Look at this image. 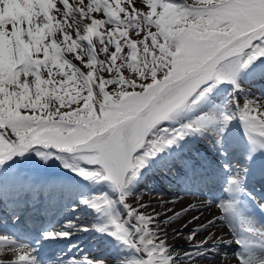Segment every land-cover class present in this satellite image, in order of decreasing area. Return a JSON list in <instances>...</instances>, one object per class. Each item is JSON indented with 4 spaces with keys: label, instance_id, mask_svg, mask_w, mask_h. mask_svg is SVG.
<instances>
[{
    "label": "snow or ice",
    "instance_id": "1",
    "mask_svg": "<svg viewBox=\"0 0 264 264\" xmlns=\"http://www.w3.org/2000/svg\"><path fill=\"white\" fill-rule=\"evenodd\" d=\"M262 58L264 0H0V174L26 154L58 160L75 175L41 190L55 188L97 216L27 237L30 250L5 230L0 248L12 257L0 264H46L40 237L62 240L69 229L107 234L126 253L67 254L57 264H196L226 244L241 246L235 264H264V219L246 206L256 200L248 168L233 170L226 139L238 120L245 161L264 151V104L240 95L243 74ZM226 84L230 97L218 101L213 93ZM201 143L224 158V195L209 202L221 211L192 216L188 250L177 252L165 228L195 206L149 211L137 185L150 165L213 180L217 165ZM84 184L109 190L81 193ZM218 223L232 239L212 231Z\"/></svg>",
    "mask_w": 264,
    "mask_h": 264
},
{
    "label": "bare ground",
    "instance_id": "2",
    "mask_svg": "<svg viewBox=\"0 0 264 264\" xmlns=\"http://www.w3.org/2000/svg\"><path fill=\"white\" fill-rule=\"evenodd\" d=\"M256 79L257 77H250V78L244 79V81L242 82L245 85V86H242L243 90L251 91L252 87H248L246 85L249 83V81H254ZM255 102L264 104V96H261V95L257 96ZM153 171H155V167L149 166V168L145 170L140 183L137 185V191H138L137 195L140 196L146 204L151 205V208L148 209L149 211L155 210L156 212L164 213L168 210H172L173 212H180L181 209L187 208L190 204L195 206L196 211L191 212L188 215L180 217L170 227L165 228V231L168 232V243H170L171 245L175 247V251L177 252L186 251L188 250V243H187L186 237L188 236L189 230L196 226L195 224H188V221L191 220V217L195 215V216H200L201 220H206L207 218H211L213 215H219L220 211L216 207H209L207 209V206H209V202H207L204 197H198L195 195L178 197L174 193L170 194V192L161 191L160 189L156 188L154 185L152 186L153 188L145 186L143 181L147 179L148 177H150ZM31 183H32L31 181H28L29 186L31 185ZM174 187H177V185L174 184ZM177 188H178V192H182V193H188L192 191L187 188L186 190L183 188H180L179 190V187ZM14 195L15 194L10 193L9 197L13 198ZM173 201L175 203H173ZM51 202H53L52 198H51ZM77 203H79V201ZM50 205H52V203ZM81 210L90 211L91 209H87L83 205ZM85 213L90 214L89 212H85ZM96 219L97 217L94 218L92 215H87L85 224H92L96 221ZM161 219H165V217L162 215ZM185 224H188V227L186 229H189L186 232H184L185 228L183 227ZM173 229H183L182 235L174 234ZM212 231L216 232L218 236H222L226 239H232L231 237L232 235L230 234L229 230H227L225 226L220 225L219 223L217 224L215 228L212 229ZM2 233L3 232H0V234ZM80 233L84 235H88V236L91 234V236L95 240V243L97 242L98 244H100L101 251L100 253H98L99 255H103V256L108 255L110 256V259H111L115 257L117 253H120V250H116L115 247L113 249L111 248V246L113 245L112 244L113 242L112 239H114L113 237L107 234L96 232L94 230H90L87 232L83 231ZM203 235L204 234L202 233L201 236ZM65 239H68V238H65ZM49 242L57 243L59 242V240L49 241ZM226 246H228V248ZM88 247L89 245H87L86 249H88ZM232 252H233V245L226 244L225 246H222V248L219 251L218 256L205 258V259H199L196 261V264H235V258L233 257ZM11 257H12V252H9L6 247L0 248V258L7 259Z\"/></svg>",
    "mask_w": 264,
    "mask_h": 264
},
{
    "label": "rangeland",
    "instance_id": "3",
    "mask_svg": "<svg viewBox=\"0 0 264 264\" xmlns=\"http://www.w3.org/2000/svg\"><path fill=\"white\" fill-rule=\"evenodd\" d=\"M133 38H135V34H133ZM100 58L104 59L103 54H101ZM125 75L128 78H130V79L135 78V74L131 73V72H127L126 71ZM228 96L230 97V94L228 92H225L223 97H228ZM241 97H242L241 98L242 100L252 101V98L254 96L249 94V93H243L242 92L241 93ZM233 124H234V122L232 123V125ZM201 144H203V143H201ZM203 148H205V147H203ZM26 155L29 158L31 170L38 169V170H41V171L46 170V172L53 171L52 174L53 173L57 174V172H61V173H64V174H69V177L70 176L73 177L75 175L69 169L63 167L61 162L58 161V160H54L53 159V160H49L47 163H45L43 160H41L39 157H37L34 153L26 154ZM18 159H20V162L25 163V158L24 157H18L16 159V161ZM177 171L178 170H176V169L166 170V169L159 168V170H157L155 173H153L152 177H150L149 179H146V181L143 182V183H144L145 186H148V187H152V185L158 184L161 190L169 191V189L171 188V185H170V183H168L166 181V177L171 179V180H173V181H176V178L172 177L173 175H171V174L172 173H176L177 174ZM103 189L105 191V187ZM108 190L109 189L106 188V191H108ZM213 206L215 207V204ZM208 208H209V206L207 207V209ZM79 220H80L79 215L74 216V214H73V215L68 216V217H63L62 221L60 222V224L61 225H66L69 221H73V222L79 223ZM69 230H75V229H69ZM187 230H189V229H185L184 232H186ZM75 231L79 232L77 230H75ZM74 242H77V240H74ZM74 242H72V244H73V246L75 248V249H73V250H75V252L76 251H78V252L80 251V255L89 254V255L95 256L94 254H92V252L97 250V249L91 248L90 250L86 251L85 248H82V246L83 247L85 246L87 241L77 242L76 244H74ZM71 247H72V245H69V248H71Z\"/></svg>",
    "mask_w": 264,
    "mask_h": 264
}]
</instances>
